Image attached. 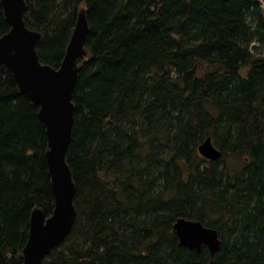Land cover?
Here are the masks:
<instances>
[{"label":"trees","instance_id":"1","mask_svg":"<svg viewBox=\"0 0 264 264\" xmlns=\"http://www.w3.org/2000/svg\"><path fill=\"white\" fill-rule=\"evenodd\" d=\"M26 2L54 67L82 9L90 25L66 155L77 217L43 264H264V0ZM38 113L0 63V264L23 263L33 210L54 209ZM180 217L220 249L180 245Z\"/></svg>","mask_w":264,"mask_h":264},{"label":"water","instance_id":"2","mask_svg":"<svg viewBox=\"0 0 264 264\" xmlns=\"http://www.w3.org/2000/svg\"><path fill=\"white\" fill-rule=\"evenodd\" d=\"M0 2L11 25L10 30L0 36V63L12 71L20 92L39 106L38 115L47 131L46 156L55 205L49 216L42 208L33 210L22 263L43 264L45 257L71 233L77 217L74 203L76 183L66 155L73 138V96L80 72L79 59L88 53L86 39L90 25L86 11L82 9L65 56L61 64L54 67L40 60L37 46L41 33L25 23L26 0ZM199 152L209 160H217L221 156V150L210 136L199 145ZM173 228L182 246L198 252L206 246L212 255L220 249L219 231L205 226L200 220L180 217Z\"/></svg>","mask_w":264,"mask_h":264},{"label":"bare ground","instance_id":"3","mask_svg":"<svg viewBox=\"0 0 264 264\" xmlns=\"http://www.w3.org/2000/svg\"><path fill=\"white\" fill-rule=\"evenodd\" d=\"M192 220H194V219H192ZM178 236V235H177Z\"/></svg>","mask_w":264,"mask_h":264}]
</instances>
